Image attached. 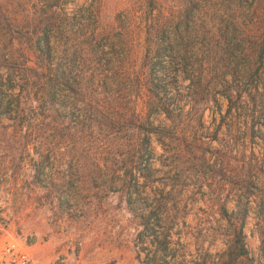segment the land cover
Masks as SVG:
<instances>
[{
	"label": "rangeland",
	"instance_id": "374dc122",
	"mask_svg": "<svg viewBox=\"0 0 264 264\" xmlns=\"http://www.w3.org/2000/svg\"><path fill=\"white\" fill-rule=\"evenodd\" d=\"M242 205L264 264V0H0V248L222 264Z\"/></svg>",
	"mask_w": 264,
	"mask_h": 264
},
{
	"label": "trees",
	"instance_id": "16d2710c",
	"mask_svg": "<svg viewBox=\"0 0 264 264\" xmlns=\"http://www.w3.org/2000/svg\"><path fill=\"white\" fill-rule=\"evenodd\" d=\"M42 39H43L44 45H46L47 39L45 35L42 36ZM226 110L227 111L230 110V107L228 106ZM153 130L154 128L149 124L147 133L151 134L152 132H154ZM237 205H239L238 200H237ZM239 206H237L238 209L240 208ZM241 208L242 209H240V211L236 210L237 213L236 212L229 213L230 216L235 215L238 218V219L236 218L238 220V224H237V227L233 229L231 235H229V239H228V242L226 243L225 248L222 250L220 254L217 255L218 259L220 260V263L222 264H231L233 261L240 260V259H243V260L250 259L249 252L247 251L245 243H244V234L242 232V225L244 223L245 216L248 213V208H245L244 205H242ZM222 211L224 214H226V211L224 209H222ZM238 212H240L239 215H238ZM151 216H153L152 212L147 213L145 217V221H144V228L146 229L148 228L151 231V233H149L151 235L150 237L151 239L149 242L154 247V251L160 253V257H161L160 264H168L167 260L165 259V255H164L165 250L167 249V244H168L167 238L165 237V235H162L161 236L162 238L159 240L158 239L159 236L157 237V235H155V231L153 227L147 226L148 220L149 218H151ZM226 216L227 218L230 217L227 214ZM154 224H156V221L154 222ZM259 250L261 251L262 248H259Z\"/></svg>",
	"mask_w": 264,
	"mask_h": 264
},
{
	"label": "built area",
	"instance_id": "2783aa9c",
	"mask_svg": "<svg viewBox=\"0 0 264 264\" xmlns=\"http://www.w3.org/2000/svg\"><path fill=\"white\" fill-rule=\"evenodd\" d=\"M0 264H39L20 247L6 243L0 248Z\"/></svg>",
	"mask_w": 264,
	"mask_h": 264
}]
</instances>
